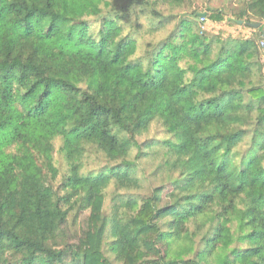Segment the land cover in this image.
Returning a JSON list of instances; mask_svg holds the SVG:
<instances>
[{
	"label": "trees",
	"instance_id": "1",
	"mask_svg": "<svg viewBox=\"0 0 264 264\" xmlns=\"http://www.w3.org/2000/svg\"><path fill=\"white\" fill-rule=\"evenodd\" d=\"M191 3L0 0V264H264V32L205 36L224 11ZM141 159L158 185L106 213Z\"/></svg>",
	"mask_w": 264,
	"mask_h": 264
},
{
	"label": "rangeland",
	"instance_id": "2",
	"mask_svg": "<svg viewBox=\"0 0 264 264\" xmlns=\"http://www.w3.org/2000/svg\"><path fill=\"white\" fill-rule=\"evenodd\" d=\"M207 7H209L212 10H222L224 13L222 14L223 20L221 22H215V21H210L208 19H200L199 23L201 24V30L202 33L205 36H219L221 38H227V37H234V38H247L252 35H258L259 39L262 40V36H259L257 34L256 29L262 27V31L264 32V21L262 23H258L256 21H253V23H250L249 28H245L244 25V19L241 20L242 23H239L240 20L238 19V12L242 8V4L240 0H192L191 6L177 9L175 10L176 13H183V12H188L189 10L196 9V10H204ZM236 13V14H235ZM253 20V19H252ZM239 24V25H238ZM169 31L162 32L159 34V36L156 37L157 40L163 39L166 34ZM260 40V41H261ZM262 62L264 64V55L262 57ZM264 71V70H263ZM158 133L157 132H152L146 139H155ZM160 136L162 134L159 132ZM58 142H56V147H58ZM135 154V151L133 152V155ZM132 155V156H133ZM55 158H58V154L55 153ZM90 169H97L101 166L106 165V162L102 160L98 155H95L93 157V160L89 161ZM60 165V174L63 175L65 172V166L64 164H61L59 161ZM137 165V175L138 177L142 180V189L138 191L137 193L134 192H117L114 187H110L106 190L105 192V206L104 210L106 213L109 212V208L112 205L113 198L118 195H132L133 197L137 199L141 198H147L151 195L152 190L155 186L158 185L157 181H152L153 179L149 180L147 172H151V167L150 163L148 161H144L143 159L139 160L136 162ZM147 174V175H146ZM146 175V176H145ZM59 180H61V176H59ZM87 216L88 213H80V214H75L72 212L70 217L68 218L66 227L68 228L69 235L71 237V243H76V239L81 235L82 231L86 227V221H87ZM199 240V239H198ZM103 253L104 255L113 263V264H119L114 261V256L113 254L107 249V245L105 244L103 247Z\"/></svg>",
	"mask_w": 264,
	"mask_h": 264
},
{
	"label": "water",
	"instance_id": "3",
	"mask_svg": "<svg viewBox=\"0 0 264 264\" xmlns=\"http://www.w3.org/2000/svg\"><path fill=\"white\" fill-rule=\"evenodd\" d=\"M239 23H242L241 21H239Z\"/></svg>",
	"mask_w": 264,
	"mask_h": 264
}]
</instances>
